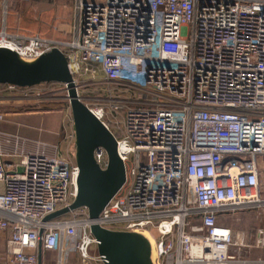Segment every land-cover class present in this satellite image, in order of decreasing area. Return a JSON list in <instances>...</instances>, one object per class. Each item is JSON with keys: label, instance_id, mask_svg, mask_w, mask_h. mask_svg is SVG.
Masks as SVG:
<instances>
[{"label": "built area", "instance_id": "built-area-1", "mask_svg": "<svg viewBox=\"0 0 264 264\" xmlns=\"http://www.w3.org/2000/svg\"><path fill=\"white\" fill-rule=\"evenodd\" d=\"M75 7L71 41L3 28L0 48L34 61L58 47L77 85L99 69L128 94L110 102L112 111L124 109L114 134L127 179L98 223L149 233L153 264H231L241 260L232 248L251 244L220 216L254 210L263 221L253 246L264 250V0H77ZM0 87L40 95L34 86ZM90 108L110 128L106 108ZM69 139L75 146L74 131ZM5 153L0 144V264H39L40 241L61 249L60 262L75 251L79 264H107L86 207L45 220L75 199L76 160L38 149L21 152L11 170ZM95 156L105 168L106 151Z\"/></svg>", "mask_w": 264, "mask_h": 264}, {"label": "water", "instance_id": "water-1", "mask_svg": "<svg viewBox=\"0 0 264 264\" xmlns=\"http://www.w3.org/2000/svg\"><path fill=\"white\" fill-rule=\"evenodd\" d=\"M54 82L65 84L67 89L75 132V160L79 167L78 192L69 206L49 214L45 220L86 207L92 222L90 230L99 241L98 252L107 264H153L147 237L132 231L111 230L97 221L110 199L125 184L126 166L118 154L116 135L81 98L64 51L55 47L34 61H25L17 52L0 48V84L32 87ZM99 148L108 157L105 168L95 156ZM22 171L23 168H18V172ZM41 260L42 241L39 264Z\"/></svg>", "mask_w": 264, "mask_h": 264}, {"label": "crops", "instance_id": "crops-1", "mask_svg": "<svg viewBox=\"0 0 264 264\" xmlns=\"http://www.w3.org/2000/svg\"><path fill=\"white\" fill-rule=\"evenodd\" d=\"M77 0H33L34 4L39 3L36 8V15L31 12H10L6 7L0 13V30L6 28L10 33H18L22 35H39L60 42L71 41L74 37V25L77 18L76 12ZM42 4V6H41ZM34 86L31 90H37ZM32 97H23L20 93L7 92L0 87V112L4 113L0 120V144L4 146L7 153L4 159L11 165V170L20 159L21 152H32L38 149L47 150L46 144L48 139L46 133H49L51 118L46 113L35 112L32 109ZM38 115V116H37ZM62 136L60 141L67 144V147L75 146L69 139V135L74 131L73 125L70 130L64 132L62 124ZM55 132V131H54ZM66 133V139L63 137ZM56 135L59 136L57 130ZM50 136V135H49ZM62 138V139H61ZM72 144V145H71ZM18 151V152H17ZM48 152V150H47ZM75 152V150H74ZM52 154L50 151L48 152ZM56 154L55 152H53ZM75 154V153H74ZM5 189L4 184L0 182V193ZM243 212V211H238ZM236 212V213H238ZM245 213H252L254 210H246ZM222 216H220V219ZM261 225V224H260ZM244 242H249L250 247H233L231 252L239 256V262L231 264H260L259 258L264 257V250L257 249L253 246L255 239V229L253 231L241 232L234 229ZM259 226V225H258ZM257 226V227H258ZM5 251V245L0 241V253ZM39 253V250H38ZM61 249H45L42 248L41 264H79L80 259L77 252L72 251L67 257H63L60 262Z\"/></svg>", "mask_w": 264, "mask_h": 264}, {"label": "rangeland", "instance_id": "rangeland-1", "mask_svg": "<svg viewBox=\"0 0 264 264\" xmlns=\"http://www.w3.org/2000/svg\"><path fill=\"white\" fill-rule=\"evenodd\" d=\"M97 2H103L104 0H93ZM39 3L34 4L33 0H0V13L4 11V8L15 10L20 12H31L36 15V8H39ZM42 6V4H41ZM78 91L85 103L90 107H105L106 114L105 120L109 123L111 130L115 134L120 133V126L123 121L124 109L120 111H112L110 109V102L113 98H124L128 95L122 86H119L115 82H109L105 80V77L101 70L97 69L94 74L84 73L79 78ZM37 92L39 96L32 98L33 104L31 107L33 111L39 112V116L46 113V116L51 118L49 123L50 131L46 138L47 143L44 144L52 154L55 152L58 156L75 160V148L73 146L67 147L66 143L62 144L60 138L62 136V129L64 132L70 130L73 125L71 108L69 105L67 90L62 83H42L37 86ZM38 116V115H37ZM57 130L59 136L56 135ZM55 131V132H54ZM63 137L66 139V133H63ZM50 135V136H49ZM62 139V138H61ZM72 145V144H71ZM142 161H147L146 156L142 154ZM249 211V210H248ZM263 221V217L258 215L255 211L252 213L238 212L233 216H222L219 220L221 224L232 225L234 229L241 232L253 231ZM91 252L93 250L91 249Z\"/></svg>", "mask_w": 264, "mask_h": 264}, {"label": "bare ground", "instance_id": "bare-ground-1", "mask_svg": "<svg viewBox=\"0 0 264 264\" xmlns=\"http://www.w3.org/2000/svg\"><path fill=\"white\" fill-rule=\"evenodd\" d=\"M145 237L149 238L150 240H152V237L149 235V233H145Z\"/></svg>", "mask_w": 264, "mask_h": 264}, {"label": "trees", "instance_id": "trees-1", "mask_svg": "<svg viewBox=\"0 0 264 264\" xmlns=\"http://www.w3.org/2000/svg\"><path fill=\"white\" fill-rule=\"evenodd\" d=\"M9 11H10V12H14V10H12V8H11V9L9 8Z\"/></svg>", "mask_w": 264, "mask_h": 264}]
</instances>
